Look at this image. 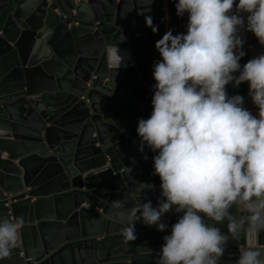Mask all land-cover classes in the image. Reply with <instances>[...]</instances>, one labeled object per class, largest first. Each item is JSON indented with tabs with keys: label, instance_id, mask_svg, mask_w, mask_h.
<instances>
[{
	"label": "water",
	"instance_id": "water-1",
	"mask_svg": "<svg viewBox=\"0 0 264 264\" xmlns=\"http://www.w3.org/2000/svg\"><path fill=\"white\" fill-rule=\"evenodd\" d=\"M177 3L0 0V219L24 222L0 264H159L183 212L173 206L164 231L136 222L126 242L112 201L130 209L166 200L153 175L158 151L141 150L136 129L153 111L156 42L169 30L184 34ZM109 47L122 57L118 69ZM229 213L242 221L235 236L227 219L205 221L226 235L219 264H237L250 238L264 246L250 211L233 204Z\"/></svg>",
	"mask_w": 264,
	"mask_h": 264
},
{
	"label": "clouds",
	"instance_id": "clouds-1",
	"mask_svg": "<svg viewBox=\"0 0 264 264\" xmlns=\"http://www.w3.org/2000/svg\"><path fill=\"white\" fill-rule=\"evenodd\" d=\"M234 5L248 14L247 30L264 45V0H178L177 15L188 13L187 33L174 36L169 30L155 45L162 60L154 64L153 111L136 131L141 150L146 144L158 151L153 175L166 200L155 208L148 201L127 209L122 200L112 201V207L127 222L126 242L135 241L136 222L164 231L168 225L161 218L173 206L183 212L163 237L159 264H219L226 235L205 221L227 219L229 232L237 235L242 221L231 217L233 204H245L253 230L264 225V54L241 70L243 42L237 32L244 20L232 14ZM107 57L121 66L118 48L109 47ZM233 81L234 86L248 82L258 116L243 107V97L228 96L225 86ZM23 223L0 219V260L19 246ZM261 256L249 246L237 264H264Z\"/></svg>",
	"mask_w": 264,
	"mask_h": 264
},
{
	"label": "crops",
	"instance_id": "crops-1",
	"mask_svg": "<svg viewBox=\"0 0 264 264\" xmlns=\"http://www.w3.org/2000/svg\"><path fill=\"white\" fill-rule=\"evenodd\" d=\"M236 3L238 4V0H236ZM165 11L167 12L166 8ZM232 14H237L240 17L243 18L244 24L238 29L237 35L242 40V47L240 51L244 52V55L240 58L239 63L241 65V70L243 66L251 59L256 58L260 56L261 54H264V45H261L256 38V36L251 32L247 30V13L244 12H237L236 6H233ZM187 24H188V13H185V34L187 33ZM234 77H238L240 75V71L234 72L232 74ZM226 87V92L229 97L239 95L244 98L243 107L249 110L252 114H258V107L253 103L250 95H249V84L248 82H243L239 86H234V81L230 82ZM6 157V152L3 153L2 158ZM83 206L87 207V204H83ZM240 210L243 211H249L248 208L245 206V204L240 203L239 204ZM168 214V213H167ZM166 215V214H165ZM262 219H264V211L261 212ZM264 227V225H261ZM137 231V230H136ZM251 240L250 246H253L257 249H259L262 253L261 258L264 259V246L259 245L256 242V237H253Z\"/></svg>",
	"mask_w": 264,
	"mask_h": 264
},
{
	"label": "built area",
	"instance_id": "built-area-1",
	"mask_svg": "<svg viewBox=\"0 0 264 264\" xmlns=\"http://www.w3.org/2000/svg\"><path fill=\"white\" fill-rule=\"evenodd\" d=\"M185 28V27H184ZM185 30V29H184ZM184 34H185V32H184ZM82 99H85V97L84 96H82ZM136 230V229H135Z\"/></svg>",
	"mask_w": 264,
	"mask_h": 264
}]
</instances>
